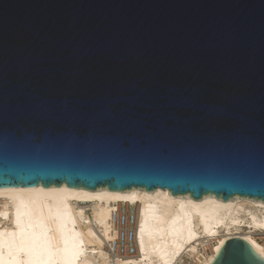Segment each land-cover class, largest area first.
Listing matches in <instances>:
<instances>
[{
	"label": "water",
	"instance_id": "water-1",
	"mask_svg": "<svg viewBox=\"0 0 264 264\" xmlns=\"http://www.w3.org/2000/svg\"><path fill=\"white\" fill-rule=\"evenodd\" d=\"M37 185L264 204V0H0V188Z\"/></svg>",
	"mask_w": 264,
	"mask_h": 264
},
{
	"label": "bare ground",
	"instance_id": "bare-ground-1",
	"mask_svg": "<svg viewBox=\"0 0 264 264\" xmlns=\"http://www.w3.org/2000/svg\"><path fill=\"white\" fill-rule=\"evenodd\" d=\"M121 204L137 213V254L113 261L104 247L114 238L111 214ZM234 237L264 258L262 202L195 201L160 188H0V264H210Z\"/></svg>",
	"mask_w": 264,
	"mask_h": 264
},
{
	"label": "built area",
	"instance_id": "built-area-1",
	"mask_svg": "<svg viewBox=\"0 0 264 264\" xmlns=\"http://www.w3.org/2000/svg\"><path fill=\"white\" fill-rule=\"evenodd\" d=\"M136 220L137 213L132 206L121 204L112 212L114 238L106 242L104 248L113 261L128 259L137 254Z\"/></svg>",
	"mask_w": 264,
	"mask_h": 264
},
{
	"label": "rangeland",
	"instance_id": "rangeland-1",
	"mask_svg": "<svg viewBox=\"0 0 264 264\" xmlns=\"http://www.w3.org/2000/svg\"><path fill=\"white\" fill-rule=\"evenodd\" d=\"M82 205V204H81Z\"/></svg>",
	"mask_w": 264,
	"mask_h": 264
}]
</instances>
